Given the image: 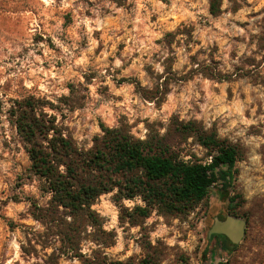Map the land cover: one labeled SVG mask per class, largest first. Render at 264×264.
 Returning <instances> with one entry per match:
<instances>
[{
  "label": "rangeland",
  "instance_id": "obj_1",
  "mask_svg": "<svg viewBox=\"0 0 264 264\" xmlns=\"http://www.w3.org/2000/svg\"><path fill=\"white\" fill-rule=\"evenodd\" d=\"M226 7L224 1L213 17L208 0H0V264L44 257L39 246L38 257L21 247L25 233L43 229L27 212L30 199L43 205L47 196L27 175L25 145L8 113L29 96L48 102L45 110L85 147L101 123L125 121L144 138L163 133L172 116L214 127L241 147L230 186L213 185L187 214L153 211L131 225L128 212L143 202L124 199L119 206L111 193L101 195L92 207L116 233L109 257L125 261L151 252L161 264H264V49L257 44L264 0H244L234 13ZM212 67L228 76L203 74ZM135 80L146 89L164 81V101L144 99ZM185 146L204 155L197 144ZM226 213L244 220V229L221 249L210 230L216 220L224 231L217 217Z\"/></svg>",
  "mask_w": 264,
  "mask_h": 264
},
{
  "label": "trees",
  "instance_id": "obj_2",
  "mask_svg": "<svg viewBox=\"0 0 264 264\" xmlns=\"http://www.w3.org/2000/svg\"><path fill=\"white\" fill-rule=\"evenodd\" d=\"M224 1L225 9L234 13L244 0H208V13L218 16ZM262 23L259 49H264V16ZM203 74L217 80L228 76L214 67ZM135 85L144 99L157 105L164 101V81L152 89L143 88L136 80ZM47 103L29 96L15 100L8 109L25 145L27 175L38 180L40 192L47 196L43 205L31 198L27 210L43 228L32 236L24 234V255L38 257L37 246L44 253L41 262L32 264H59L62 258L77 259L79 264H161L151 252L125 261L107 255L116 233L104 228V218L92 207L98 198L111 193L119 206L124 199L139 198L143 204L134 205L127 214V223L134 225L137 218H146L153 211L164 216L187 214L207 196L210 187L219 184L220 189H226L238 172L239 143L220 137L214 127L200 121L172 116L163 133L151 131L144 138L135 137L125 121L114 127L101 123V133L85 147L45 110ZM188 139L203 149V156L185 146L190 144ZM236 198H228V210L233 209L231 203ZM215 241L221 249L226 247L227 240ZM180 264L187 262L181 260Z\"/></svg>",
  "mask_w": 264,
  "mask_h": 264
},
{
  "label": "water",
  "instance_id": "obj_3",
  "mask_svg": "<svg viewBox=\"0 0 264 264\" xmlns=\"http://www.w3.org/2000/svg\"><path fill=\"white\" fill-rule=\"evenodd\" d=\"M223 222L226 224L224 231L217 229L216 220H214L210 232L216 234L223 233L233 243L238 241L243 233L244 220L227 216Z\"/></svg>",
  "mask_w": 264,
  "mask_h": 264
},
{
  "label": "flooded vegetation",
  "instance_id": "obj_4",
  "mask_svg": "<svg viewBox=\"0 0 264 264\" xmlns=\"http://www.w3.org/2000/svg\"><path fill=\"white\" fill-rule=\"evenodd\" d=\"M232 216V215H230V214H228V213H226L225 215H223V216H218L217 218L219 219V220H224L227 216ZM235 217V216H234ZM215 236H217L220 240H223L224 238H225V240H227V241H229L230 243H231V241L228 239V237H226L223 233H213Z\"/></svg>",
  "mask_w": 264,
  "mask_h": 264
},
{
  "label": "crops",
  "instance_id": "obj_5",
  "mask_svg": "<svg viewBox=\"0 0 264 264\" xmlns=\"http://www.w3.org/2000/svg\"><path fill=\"white\" fill-rule=\"evenodd\" d=\"M228 216H229V215H228ZM231 217H233V218H238V217H234V216H231ZM225 219H226V218H225ZM225 219H224V220H225ZM238 219H241V218H238ZM225 236H226V235H225ZM226 237H227V236H226ZM224 239H225V238H224ZM228 239H229V238H228Z\"/></svg>",
  "mask_w": 264,
  "mask_h": 264
}]
</instances>
